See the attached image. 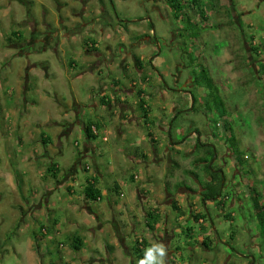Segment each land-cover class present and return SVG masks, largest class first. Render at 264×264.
<instances>
[{"label":"rangeland","instance_id":"374dc122","mask_svg":"<svg viewBox=\"0 0 264 264\" xmlns=\"http://www.w3.org/2000/svg\"><path fill=\"white\" fill-rule=\"evenodd\" d=\"M200 1L199 8L182 0L198 28L190 40L171 0H0V264H136L133 249L142 241L163 242L166 264H241L226 248L213 253L199 244L213 228L223 237L236 232L264 264L252 204L256 197L264 207V79L250 71L242 48L247 31L264 36V0ZM14 32L21 38L8 42ZM204 70L224 109L210 103L207 111ZM130 87L134 99L125 100ZM182 90L198 99L194 112ZM80 118L100 124L98 139L86 137ZM197 133L216 151L208 169L226 173L223 205L207 204L205 219H196L205 213L199 178H209L199 162L206 154L194 148ZM101 151L111 169L96 156ZM135 162L149 167L141 178ZM53 167L61 176L54 178ZM93 175L102 193L125 198L87 207ZM72 176L77 187L68 192ZM131 196L143 211L122 219ZM156 206L161 220L151 230L145 221ZM75 237L83 240L79 252L70 247Z\"/></svg>","mask_w":264,"mask_h":264},{"label":"trees","instance_id":"16d2710c","mask_svg":"<svg viewBox=\"0 0 264 264\" xmlns=\"http://www.w3.org/2000/svg\"><path fill=\"white\" fill-rule=\"evenodd\" d=\"M191 3H192L191 4L192 6L195 5L196 7H199V8L201 6L200 0H191ZM171 4H172V8H173V11L175 14V18L176 19H183L184 29L187 32H189L188 37L190 38V40L199 36L198 30H197L198 28H197V25H195L194 20L188 15L187 12L184 13L185 7H184V4H182V0H171ZM201 12L203 15L204 10H202V8H201ZM16 38H18V39L21 38V35L19 32H14L13 38H9L8 42L14 43V39H16ZM138 38H141V37H138ZM135 61L138 64V68L143 67L142 61H140V59L136 58ZM150 66H153V64L150 63ZM201 76L204 79L202 85L205 86L206 89L209 91L208 97L210 98V101H209V104L206 106L207 111L208 112L213 111V108L210 106V103H213V105H214L213 107H215L216 110L221 109V108L224 109V104H223L222 100L220 99V97H218V89H217L214 81L207 75V71H205V70L202 71ZM191 95H192V99L194 100V104L196 105L198 102V99L196 98V96L194 94L191 93ZM109 103H110V101L108 98L104 97V99H102V104L109 105ZM142 104L145 105L144 101L142 102ZM192 110L194 112L195 108L193 107ZM181 113H184V111L178 112V114H181ZM224 113L225 112H223V114ZM175 119H176V117H175ZM174 120H173V124L175 122ZM173 124L170 125L171 128H173ZM85 128H86L85 129V135H86V137L89 138V140L98 139L96 136V134H97L96 129H100V124H96L94 122H89L86 124ZM169 137L172 138V129L169 132ZM233 141H236L234 139V137H232V139H231V142H233ZM172 143L176 144V143H174V141ZM231 144L235 145L233 143H231ZM201 149L204 150V153L206 155L204 158L199 159V162L204 164V166H205L204 172L206 171L205 173H207L208 177H211V180L210 181L206 180V181L200 182L201 179L197 175V177L199 178V186H200V191H198V194L201 198L202 203L207 207L208 203H211L212 201H216L217 198L221 195V192H222L221 186H222L223 180L219 175L213 173L212 171H210L208 169V166H209V164H210V162L214 156V153L211 151L212 149L209 148L208 146H206L205 144L202 145ZM232 150H233V153L235 154V150L233 148H232ZM209 155H212V158ZM134 156L137 157L138 154H134ZM142 158L146 159V157H142ZM49 172L53 174L54 178L58 177L59 171H58L57 167H55V169H54V167L49 169ZM187 173H189V172H187ZM182 186L184 187V183L176 184L175 188L177 190ZM187 188L189 189V191L191 193L195 192L190 187H187ZM114 190L116 193H118L119 187L117 185H115ZM84 193H85V195L89 201L98 202L101 199L102 193H101V190L97 188V181L95 179L89 181L88 186L85 188ZM219 204H221V202H219ZM252 204L254 205L255 211H257L256 216L258 217V223H259V227H260L259 235L264 241V207L260 206V202L258 201V199L256 197H254V199H252ZM207 208H206L207 213H204V215L197 216L196 219H205V218L209 217V213H208L209 208L208 209ZM174 209L179 211L180 214L183 216L180 209H178L176 207V204L174 205ZM160 220H161V215H160L159 211H156V210L151 211L148 214L147 228L154 230L155 226L160 222ZM187 230L189 231L190 234L192 233V229L189 228ZM231 235H232L231 239H233L234 233L232 232ZM37 237L38 236H36L35 238L37 239ZM143 242L144 241L138 243V246L135 249H133V255L137 260H139L143 257V252L148 247L145 245L146 243L144 244ZM202 245H204L205 248H210V246L207 244L206 241H203ZM70 247L74 251L79 252L83 247V240L80 237H75V239L72 240ZM109 249L113 250L112 247H110Z\"/></svg>","mask_w":264,"mask_h":264},{"label":"crops","instance_id":"0c3cea01","mask_svg":"<svg viewBox=\"0 0 264 264\" xmlns=\"http://www.w3.org/2000/svg\"><path fill=\"white\" fill-rule=\"evenodd\" d=\"M241 10L244 11V14H248L249 13V10L247 8H245V7H241ZM247 32H248V34H247L248 39L247 38L244 39V41H243L244 46L242 48L245 50L247 61L252 60V62L254 64V67L250 71L251 72H254L255 73L254 76H256L258 79H261V78L264 79V69H263V67H259V65H262L264 63V36L262 37V39L261 38L259 39L258 36L256 34H254L253 31H247ZM240 50H241V48L237 49L236 51L239 52V56H240L239 59L240 60L242 59V61L244 62V59H243L244 57L242 58V53L240 52ZM237 52H235V53H237ZM232 58H233V61H234L235 60L234 57H232ZM157 60H159V59H157ZM126 86L129 87L128 85H126ZM132 92H133V88L132 87H130L129 90L126 89V91L122 93L123 94V97H124L123 99L127 100L130 97H133V94H131ZM102 99H103V94H102ZM133 99H134V97H133ZM76 103H77V112L78 113H81V115L82 114H85V112L83 111V108H82L83 107L82 104H81L82 102L79 101V100H76ZM134 103H135V100H132V101H129V103L126 104L128 106V107H126V113H129L130 115L133 112L136 113V107H135V104ZM93 104H97L96 99H95V101H94ZM129 104H130L131 108H130ZM132 116H129V118L131 119ZM80 119L78 121L83 124L82 127H84L87 123H89V122H84L83 119H81V120ZM102 132L104 133L105 130H103ZM91 145L94 148V145L93 144H91ZM179 145H181V144H179ZM96 156L99 159H101L102 156H103V163H104L103 166L105 165V166L109 167L110 169L112 168L111 167L112 163L107 162V158L106 159L104 158L105 157V153L104 152H102V151L101 152H98L96 154ZM89 158H91V157L89 156ZM79 161H82V160L79 159ZM134 165H135L134 167L136 168V171H138L137 174L140 176V178L142 177V175H146L147 168H149V167H146L144 163L136 164V162H135ZM131 167H133V166H131ZM150 168H152V167H150ZM96 169H97V172H98V174L100 176V173L102 172L101 169L98 168V167H96ZM141 170H143V172ZM149 170H151V169H149ZM59 176H61L60 173H59ZM75 177H78V175H76ZM73 179H74V176H72L71 184H68L66 186V189L68 190V192L74 191V188L77 187V185H73V182H72ZM93 179H95L98 182V177L97 176L93 175V177H92L91 180H93ZM138 183L139 182H137L136 184H138ZM122 186L123 185L121 184V187ZM107 194L108 193L103 192L101 194V199L99 201H101L104 198V199H106V201H107L108 204H112V202L114 203L115 200L121 201V199L125 198V196H126V194L125 195L124 194H121L120 197L119 196H114V195H109L108 196ZM139 194H140V192H138V190H137V195H139ZM47 195L48 194H44L43 196H47ZM166 195H167V193H166ZM141 197L143 198L144 196H141ZM42 199L44 200V198H41L40 199V202H39L40 204L43 203V200ZM86 200L87 201L85 202V205L87 207L92 206V204H94V206H98V204H99L98 202L89 201L87 198H86ZM46 201H48V200H46ZM126 201L127 200H125V202L122 203V205L124 207L121 210H119L118 215L122 219H134L133 217H135V219H137L136 217H137L138 213L141 214L142 211H143V209L137 208L136 207L137 206L136 204L134 205V201H133V197L132 196H131V198L127 202ZM142 201H144V199ZM72 203H75V199L72 200ZM145 205H146V203H145ZM211 205L213 206V204L209 203V206H211ZM157 208H159V206L158 207L156 206L153 211H155V210L158 211ZM74 209L76 210V208H74ZM40 211H42V210H40ZM122 212H124V213H122ZM28 213H30V216L33 214L32 211H29ZM145 222H146V225H147V222L148 221L146 220ZM156 226H158V225H156Z\"/></svg>","mask_w":264,"mask_h":264},{"label":"flooded vegetation","instance_id":"af4514ba","mask_svg":"<svg viewBox=\"0 0 264 264\" xmlns=\"http://www.w3.org/2000/svg\"><path fill=\"white\" fill-rule=\"evenodd\" d=\"M113 12H115V15H116V9H115L114 5H113ZM182 91H184L185 93L191 95L190 91H187V90H182ZM193 106H194V104L192 105V109H193ZM192 109H188V110H192ZM171 124H173V119L170 121V125ZM170 129H171V126H170ZM198 135L199 134L197 133L196 143H195L194 148H199V147L201 148L202 145H203L202 142H201V136L200 135L198 136ZM186 137H188V136H186ZM205 145L208 146L209 148H211L212 152L215 154L216 151L215 150H214L215 152L213 151V148L211 147V145L209 143H207ZM217 160H218V156H217ZM213 167H214V165L211 166L212 169H213ZM213 173L219 175L222 178V180H223L222 181V186H221V191H222L221 195L217 198L216 201H212L211 202V204H219V202H221L223 200V198H224L223 194H224L225 189L227 187V185L225 183L226 182V175H225L226 173H225V170L222 169V168H217ZM207 180L210 181L211 177L207 178ZM221 205H223V203ZM205 207L206 206L204 205V211H205V213H207ZM207 207H208V205H207ZM212 209H213V207H211V210ZM201 221H204V220H201ZM207 223L209 225L213 226L214 219H210V220L207 219ZM211 233L213 235V237H211V239L208 238V237L205 238V240H206L207 244L210 246V248H205L204 245H202L203 241H201V243H199L200 245H202L203 248L209 250V252L218 253L219 250H217V248L221 249V247H223V248H226L227 249L226 251L230 252L231 255L237 257L238 260L239 259L242 260L243 262L241 264H260V262L257 261L256 255L254 253L256 248L255 247L253 248V246H251L249 243L242 244V245L238 244V239L236 238V236L238 234L236 232H233L234 233L233 239H231V236H232L231 234L232 233H230L227 237H223V236H220L219 232L215 228L212 229ZM246 233L249 235V231L248 230L246 231ZM222 239H224L225 241H223ZM190 240H193V239H190ZM210 240H213L211 245L209 244ZM195 244L197 245L198 243H193L194 246H196ZM232 264H235V263L233 262Z\"/></svg>","mask_w":264,"mask_h":264},{"label":"clouds","instance_id":"9594fccd","mask_svg":"<svg viewBox=\"0 0 264 264\" xmlns=\"http://www.w3.org/2000/svg\"><path fill=\"white\" fill-rule=\"evenodd\" d=\"M167 246L163 242H153L143 252V257L136 264H166Z\"/></svg>","mask_w":264,"mask_h":264},{"label":"water","instance_id":"95a60500","mask_svg":"<svg viewBox=\"0 0 264 264\" xmlns=\"http://www.w3.org/2000/svg\"><path fill=\"white\" fill-rule=\"evenodd\" d=\"M194 104V100L192 99V105ZM191 109H192V107H191Z\"/></svg>","mask_w":264,"mask_h":264}]
</instances>
